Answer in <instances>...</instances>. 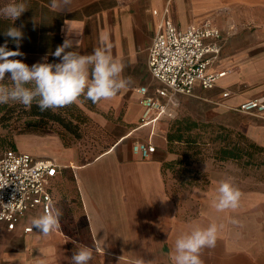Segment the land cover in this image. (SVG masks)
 <instances>
[{"label":"crops","instance_id":"0c3cea01","mask_svg":"<svg viewBox=\"0 0 264 264\" xmlns=\"http://www.w3.org/2000/svg\"><path fill=\"white\" fill-rule=\"evenodd\" d=\"M8 2L0 0V7ZM27 3L28 11L14 25H23L18 49L23 55L14 59L29 66L58 63L53 53L66 38L81 54H91L107 33L131 84L111 100L93 103L80 97L106 146L86 159L60 141L54 157H39L58 166L49 191L60 226L47 237L34 227L26 234L31 219L43 214L40 208L15 230L0 222V264H38L40 258L46 264H71V255L82 247L93 252L89 264H173L176 237L194 224L213 221L224 227L216 247L203 250V264H264V167L194 159L186 142L169 141L176 132L166 122L192 103L207 105L220 120H245L231 126L264 148V114L238 111L250 100L264 99V0H71L62 10H53L51 0ZM165 17L182 29L216 24L224 38L216 68L227 75L214 89L196 85L192 96L181 95L174 117L141 126L144 108L138 90L148 87L154 94L159 87L149 70V48ZM11 26V20L0 18V46L7 40L8 49L15 51L16 44L4 35ZM146 141L157 147L150 160L133 152L135 144ZM220 181L241 191L238 209L217 213L211 207ZM232 218L241 226L233 225Z\"/></svg>","mask_w":264,"mask_h":264},{"label":"clouds","instance_id":"9594fccd","mask_svg":"<svg viewBox=\"0 0 264 264\" xmlns=\"http://www.w3.org/2000/svg\"><path fill=\"white\" fill-rule=\"evenodd\" d=\"M70 3L71 0H51L50 7L62 10ZM26 11L27 0H9L0 7V18L13 22L4 35L17 46V50H9L7 40L0 46V104L18 103L30 109L35 102L43 112L78 103L82 95L93 103L111 100L130 86L131 78L123 75L125 65L113 55L111 45L107 43V33L100 36V46L95 47L91 54H81L76 50L75 42L66 38L53 53L59 58L58 63L45 61L29 66L20 59H14L23 55L18 49L24 38L23 25H14ZM6 74H10V85L3 83ZM241 198L242 193L237 187L228 181H220L211 207L217 213L236 210L241 205ZM59 216V210L48 208L42 215L31 219V227L47 237L59 228ZM230 222L241 226V221L236 218ZM223 227V224L214 221L207 226L194 224L188 231L179 234L170 253L173 264H203V250L216 247ZM42 253L47 255V251ZM92 258V250L82 247L71 255L70 260L71 264H89ZM38 264H46V261L40 258Z\"/></svg>","mask_w":264,"mask_h":264},{"label":"built area","instance_id":"2783aa9c","mask_svg":"<svg viewBox=\"0 0 264 264\" xmlns=\"http://www.w3.org/2000/svg\"><path fill=\"white\" fill-rule=\"evenodd\" d=\"M223 40L221 30L212 21L182 29L164 18L149 48V70L159 87L154 94H150L148 87L138 90L144 108L141 126L154 125L163 116L174 117L180 107L179 97L192 96L196 85L205 90L218 85L227 75V71L216 68ZM238 111L262 116L264 99L250 100ZM156 150L150 141L133 147L134 154L143 160L152 159ZM57 171L53 160L39 159L19 150L3 153L0 156V222L12 231L28 213L38 208L44 213L53 208L49 182ZM33 230L27 227L24 232Z\"/></svg>","mask_w":264,"mask_h":264},{"label":"rangeland","instance_id":"374dc122","mask_svg":"<svg viewBox=\"0 0 264 264\" xmlns=\"http://www.w3.org/2000/svg\"><path fill=\"white\" fill-rule=\"evenodd\" d=\"M80 102L79 98L78 103L43 112L35 102L30 109L18 103L0 104V142L13 143L19 151L36 158L54 157L61 149L60 141L65 148L81 151L86 159L97 156L106 146L105 139L85 114ZM243 121L235 118L220 120L207 105L192 103L180 111L176 120L166 122L172 132H176L177 122L184 126H198L192 131V136L200 134L198 142L210 144L201 153L192 151L190 156L195 159L213 157L218 146L215 139L224 130L231 133L232 140L236 139L237 133L243 134L231 126L232 123L241 125ZM4 151L0 150V156Z\"/></svg>","mask_w":264,"mask_h":264},{"label":"trees","instance_id":"16d2710c","mask_svg":"<svg viewBox=\"0 0 264 264\" xmlns=\"http://www.w3.org/2000/svg\"><path fill=\"white\" fill-rule=\"evenodd\" d=\"M10 74L3 81L4 84L10 85L11 81L8 80ZM40 120L38 121V123ZM176 133L175 135L169 134V141L186 142L188 146L192 147V151L201 153L204 148L209 147L210 143L202 144L198 142L199 135L192 136V131L197 129L198 126L191 124L184 126L181 122L175 124ZM190 132L188 136L187 133ZM231 133L225 130L218 134L216 137L217 148L213 157L220 161L234 160L243 163L245 167L249 165H256L257 167H264V148L253 143L246 135L237 133L235 140L231 139ZM0 150H18L16 145L13 143L0 142ZM208 150V149H206Z\"/></svg>","mask_w":264,"mask_h":264}]
</instances>
